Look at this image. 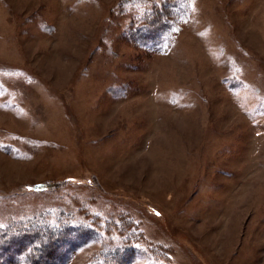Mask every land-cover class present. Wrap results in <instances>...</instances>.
<instances>
[{"label":"rangeland","instance_id":"rangeland-1","mask_svg":"<svg viewBox=\"0 0 264 264\" xmlns=\"http://www.w3.org/2000/svg\"><path fill=\"white\" fill-rule=\"evenodd\" d=\"M120 3L0 0V225L101 215L169 264H264V0H194L158 52Z\"/></svg>","mask_w":264,"mask_h":264},{"label":"trees","instance_id":"trees-1","mask_svg":"<svg viewBox=\"0 0 264 264\" xmlns=\"http://www.w3.org/2000/svg\"><path fill=\"white\" fill-rule=\"evenodd\" d=\"M193 7L194 0H122L124 36L141 49L158 52L163 43L172 41ZM101 218L96 215L87 224L71 215L53 220L45 213L13 219L0 225V264H68L79 246L76 238L102 239L103 231L110 239L85 264H131L132 258L142 252L144 264H169L166 257L160 258L155 249L142 244L140 231L131 220L121 219L119 225L108 221L102 229L94 224ZM113 227L119 228L118 234L112 233Z\"/></svg>","mask_w":264,"mask_h":264}]
</instances>
